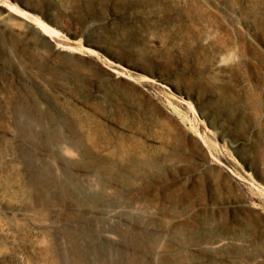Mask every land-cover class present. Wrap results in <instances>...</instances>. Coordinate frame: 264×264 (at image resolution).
Listing matches in <instances>:
<instances>
[{"label": "rangeland", "instance_id": "374dc122", "mask_svg": "<svg viewBox=\"0 0 264 264\" xmlns=\"http://www.w3.org/2000/svg\"><path fill=\"white\" fill-rule=\"evenodd\" d=\"M55 130L118 206V264H264V0H0L1 218Z\"/></svg>", "mask_w": 264, "mask_h": 264}, {"label": "bare ground", "instance_id": "6f19581e", "mask_svg": "<svg viewBox=\"0 0 264 264\" xmlns=\"http://www.w3.org/2000/svg\"><path fill=\"white\" fill-rule=\"evenodd\" d=\"M36 129L46 131L41 123ZM42 138L32 136L48 153L42 164L31 162L20 151L22 197H32L36 207L13 208L0 217V264H118V206L106 209L102 205L106 186L93 187L88 176L81 174L84 171L79 172L81 168L72 173L85 162L67 154L76 138L56 130L52 138ZM142 230L146 233L144 255L150 258L152 232L147 225ZM181 257L159 264H181ZM140 258L131 248L123 257L125 264H145L144 256Z\"/></svg>", "mask_w": 264, "mask_h": 264}]
</instances>
